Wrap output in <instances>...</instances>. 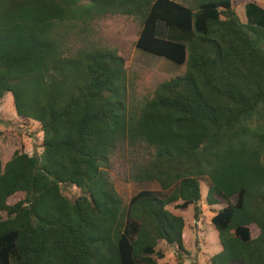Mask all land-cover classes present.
<instances>
[{
    "label": "trees",
    "instance_id": "16d2710c",
    "mask_svg": "<svg viewBox=\"0 0 264 264\" xmlns=\"http://www.w3.org/2000/svg\"><path fill=\"white\" fill-rule=\"evenodd\" d=\"M187 1L0 0V102L11 94L43 133L39 155L0 163V264H157L162 244L183 264L184 219L169 207L198 218L205 178L222 246L211 264H264V7L251 0L243 21L237 0ZM118 15L142 20L138 50L185 74L130 100L123 58L73 43ZM120 150L128 180L162 194L123 202Z\"/></svg>",
    "mask_w": 264,
    "mask_h": 264
},
{
    "label": "rangeland",
    "instance_id": "374dc122",
    "mask_svg": "<svg viewBox=\"0 0 264 264\" xmlns=\"http://www.w3.org/2000/svg\"><path fill=\"white\" fill-rule=\"evenodd\" d=\"M180 3L193 4L187 0H177ZM190 1V0H189ZM251 0H237L234 8L240 18L245 21V6ZM264 7V0L258 1ZM142 30V20L133 16H109L96 21L89 26L88 31L77 29V36L73 43L75 47H83L87 43L99 48L114 50L125 62L128 73V96L130 100L140 101L153 96L157 87L163 82L182 76L186 66H180L164 58L140 51L136 42ZM43 133L39 123L27 121L17 117L13 97L6 94L0 102V163L5 165L16 151H24L30 155H39L42 151ZM131 155L127 150H120L112 157L111 175L116 190L123 202L128 205L131 198L141 190L161 193L157 182L135 183L128 180L130 174ZM209 179L202 183L203 203L200 204L201 213L196 218L194 207L188 210H169L184 219L183 239L187 254L183 256V264H211V258L222 251L219 233L211 220L219 207L209 208L204 202L208 193ZM65 193L75 198L76 188L66 189ZM20 198L16 196L10 200L14 203ZM253 237H257L259 230L251 226ZM164 258H157V264H179L177 248L169 244L158 247ZM233 264H241L236 262Z\"/></svg>",
    "mask_w": 264,
    "mask_h": 264
}]
</instances>
